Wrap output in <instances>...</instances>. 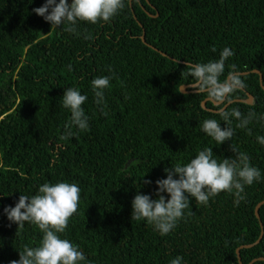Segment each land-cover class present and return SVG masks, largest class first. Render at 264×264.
<instances>
[{
    "label": "trees",
    "instance_id": "trees-1",
    "mask_svg": "<svg viewBox=\"0 0 264 264\" xmlns=\"http://www.w3.org/2000/svg\"><path fill=\"white\" fill-rule=\"evenodd\" d=\"M44 3L0 0V264L18 260V251L39 246L42 238L33 225L11 223L4 207L15 206L20 195H35L43 183L62 181L81 189L65 238L90 264H170L178 255L182 264H238L236 249L259 237L254 208L264 201V179L245 186L238 205L227 192L207 206L190 198L184 218L163 237L146 222L131 220V201L137 192L156 199L155 181L167 177L164 169L204 147H212L217 160L234 158V147L264 175V147L256 142L264 135L258 122L264 118V0H125L109 22L79 23V35L52 28L33 12ZM224 47L233 55L221 81L235 71L244 83L226 103L245 100L246 93L253 99L226 110L256 115L250 133L233 118L232 139L216 146L199 125L216 119L224 128L225 122L211 102L205 103L209 111L201 108L205 95L179 88L193 83L187 63L219 59ZM101 76L112 77L106 117L90 87ZM67 87L87 94L82 107L89 128L73 127L76 134L64 139ZM258 215L261 240L239 250L241 264L264 258V204Z\"/></svg>",
    "mask_w": 264,
    "mask_h": 264
},
{
    "label": "clouds",
    "instance_id": "clouds-1",
    "mask_svg": "<svg viewBox=\"0 0 264 264\" xmlns=\"http://www.w3.org/2000/svg\"><path fill=\"white\" fill-rule=\"evenodd\" d=\"M125 7V0H45V3L33 9V12L48 22L51 27L76 33L79 23L96 24L109 22ZM79 35V33H76ZM84 39H91L90 34ZM213 51H216L213 48ZM233 52L224 47L219 59L207 63H187L188 75L193 78L190 87L196 95L203 94L211 102L216 115L221 117L226 126L222 128L216 119H204L199 125L200 131L220 146L231 140L234 129L232 119L237 121L236 127L249 131L254 112L242 115L239 109L227 111L225 103L229 96L244 87L239 73L229 72L221 81L225 72V63ZM112 77H96L90 82L94 103L98 111L105 117L107 102L105 90L111 87ZM182 88V86H181ZM181 90V89H180ZM88 99L87 94H81L76 87H67L62 96V106L70 113L65 125L64 139L74 136L77 132L87 131L89 117L82 105ZM264 127V118L258 120ZM256 142L264 147V135H257ZM234 158L217 160L212 147H204L187 162L165 168L167 177L155 181L156 199L147 194L137 192L131 201V220L144 221L153 227L160 236H166L173 231L185 216V210L190 207V198L196 204L207 206L209 200L221 192L233 194L234 203L239 204L244 199L242 195L245 186L264 179L261 169L250 163V157L232 147ZM145 176V175H144ZM176 177V178H174ZM151 183V181H146ZM80 187L66 181L43 183L35 195H20L15 206H6L4 214L11 223L23 228L25 223L37 227L42 238L39 246L25 245L19 252V259L10 264H90L79 246L65 238L69 219L77 212L80 201ZM167 194V199L164 194ZM183 257L176 256L170 264H182Z\"/></svg>",
    "mask_w": 264,
    "mask_h": 264
},
{
    "label": "water",
    "instance_id": "water-1",
    "mask_svg": "<svg viewBox=\"0 0 264 264\" xmlns=\"http://www.w3.org/2000/svg\"><path fill=\"white\" fill-rule=\"evenodd\" d=\"M140 39H141V42L145 44L144 34L141 35ZM147 46H148V47H151V46H149V45H147ZM151 48H152V47H151ZM152 49H153V48H152ZM160 54H161L162 56H165L163 53H160ZM178 63L185 64V63H182V62H178ZM253 73H256V74L259 75V83H260V86H261V76H260L259 72H258V71H253ZM245 74H246V73H245ZM261 88L264 90V87H263V86H261ZM180 89H181V90H180ZM179 91H180V93H182V94L196 93L195 90L192 89V88L190 87V85H187V86H186V85H185V86L183 85L182 88H181V86H180ZM206 101H208V100H204V101L201 102V108L204 109V110H206V111H209V110L206 109V107H205V103H206ZM252 101H253L252 96H251L250 94L246 93V99H245V100H234V101H229V102L226 103L225 107L228 106V105H229L230 103H232V102H241V103H244V104H247V105H251V104H252ZM262 204H264V201L258 203V204L255 206V208H254V215H255V217H256L258 223H259V228H260L259 237L257 238V240H256L253 244L245 245V246H241V247H239V248L236 249L235 253H236V257H237V262H238V264H241L240 256H239V250L242 249V248H244V249H246V248H250V247H252V246L258 244L259 241L261 240V237H262V234H263V229H262V223H261L260 218H259V215H258V210H259V207H260ZM256 261H264V258L254 259V260H252L249 264H253V263L256 262Z\"/></svg>",
    "mask_w": 264,
    "mask_h": 264
}]
</instances>
